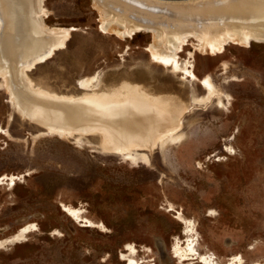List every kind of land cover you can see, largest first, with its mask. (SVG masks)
Returning a JSON list of instances; mask_svg holds the SVG:
<instances>
[{
    "label": "rangeland",
    "instance_id": "1",
    "mask_svg": "<svg viewBox=\"0 0 264 264\" xmlns=\"http://www.w3.org/2000/svg\"><path fill=\"white\" fill-rule=\"evenodd\" d=\"M114 1L171 15L229 3L220 11L217 7L186 15L177 23L197 29L215 28L226 21L241 28L264 25V7L255 6L264 0L182 5ZM44 6L48 15L44 23L68 30L71 37L65 48L31 71L22 72L28 64L17 63L23 86L34 98L27 100L37 118L63 124L69 115L64 107L82 104L64 97H81L127 82L151 96L175 97L185 105L172 123H181L179 132L184 133L178 142H167L166 148L136 134L145 144L132 147L126 160L103 146L104 136L111 137L106 127L129 129L130 119L121 105L92 107L103 111L106 119L88 118L69 128L70 136L62 137L21 112L0 78V179L4 182L0 241L11 239L27 225L36 229L25 242L0 248V264H126L122 255L128 244L136 247L144 264H200L174 254L175 247L188 239L186 224L176 219L177 211L195 223L198 250L215 257L218 264L233 257H242L245 264H264V44L246 47L230 40L222 54L210 49L204 54L195 50L197 39L190 38L180 64L185 69L195 65L193 79L152 59L146 51L147 46L158 45L152 34L122 39L103 32V10L95 0H46ZM143 14L137 11L133 18L148 22L151 18ZM0 25L1 43L4 25ZM5 63L4 72L11 78L10 63ZM89 77L95 81L85 88ZM206 80L213 83V94ZM10 84L14 85L12 79ZM142 122V117H131V130L138 132L137 124ZM225 145L234 147V153H226ZM12 179L14 186L9 185ZM171 207L174 212H169ZM67 208L83 209L82 217L99 228L83 227L85 223L71 217Z\"/></svg>",
    "mask_w": 264,
    "mask_h": 264
},
{
    "label": "bare ground",
    "instance_id": "2",
    "mask_svg": "<svg viewBox=\"0 0 264 264\" xmlns=\"http://www.w3.org/2000/svg\"><path fill=\"white\" fill-rule=\"evenodd\" d=\"M45 1L46 0H0V24L4 25V37L0 43V54L3 52L4 55L3 58L0 57V78L4 80V84L6 82L11 102L19 110H21V112L35 119H39V123H44L51 129L52 133L62 137L70 136L72 131H69V128H77L79 126L78 124L84 123V121L88 118H99V121H104L103 119H106L103 115V111L98 109L94 110L92 107H114L121 105L126 109L128 119H130V121H128L130 125L129 129H119L118 127H113L112 125L109 126V128L106 127V131L112 138L105 135L103 146L105 149L115 150L118 154L123 155L126 160L130 159V153L133 151L132 147L141 146L144 142L142 140L143 138L141 139L140 137H135L136 134L145 135L146 142H158L160 144L159 146L162 148H166L167 142H178L182 138V133L184 132H179L181 123H176L174 126L172 123L175 122V118L179 117L181 113L184 112L185 105L179 102L175 97L161 98L151 96L144 88L127 82L122 84L120 87L110 90L97 91L94 89L92 93H85L81 97H64L63 99L66 98L74 102H82V104L73 107L63 106L69 114L68 117L63 119V124H58L53 118H37L33 114V106L30 100L33 101L34 98L30 94V91L23 86L24 78L22 72L31 71L43 61L50 59L55 52L66 47L67 42L71 37L68 30L58 27H49L44 23L46 17L48 16L44 6ZM95 1L98 2L100 8L103 10V20L100 24V29L103 32L109 35L114 33L122 39H134V37L140 33L152 34L158 43V45L151 44L146 48V51L150 53L152 59L157 63L171 67L173 73L184 72L193 79L196 78L195 65L191 64L188 69H185L180 64L181 54L184 53L186 51V47L189 46L190 38L197 39L199 45L195 48V50L200 53H204L210 49L215 54H222L225 51V45L230 40H232L233 43H242L246 47H251L253 43L264 44L263 24L262 26L259 24L258 26L256 25L249 28H247V24H244L246 28H241L237 26L238 23L236 22L231 24L233 21H226L223 25H218L215 28L207 26V28L202 27L197 29V26L195 28H183L179 26L182 22L179 24L177 23L179 19L182 18V20H185V16L192 13L196 14L201 11L212 12L218 8L220 11L222 6L226 7L229 3H220L211 7L199 6L192 12L171 15L172 13L166 11L154 12L151 8L140 4H121L114 0ZM154 1H160L165 4L182 5L203 2L204 0L181 2L161 0ZM242 1L244 0H232L230 3ZM255 6L264 7V4L257 2ZM233 8H235V6ZM224 9L226 11V8ZM137 11L146 14V17L151 19L148 20V22L136 21L133 16L137 13ZM228 11L230 12V9ZM163 21L167 24H161ZM195 23L198 24V22ZM239 25L242 26L243 24ZM12 40H14V45L13 42H11ZM189 55L194 57L193 52H190ZM5 62H7L8 65L10 63L9 66L12 69L11 78L8 76L7 72H4V70L7 69V64ZM18 62L28 64L25 68L23 67L22 72L19 71ZM10 79L14 82L13 86L10 84ZM94 81L95 78H90V80L84 83L83 86L85 88H89L91 83ZM205 86L210 90L211 94L214 93V85L210 80L205 81ZM31 88L34 90L38 89L32 85ZM38 90L43 95H47L48 93L44 90ZM52 96L56 97L57 95ZM28 98L30 100H27ZM50 104L54 103L51 101ZM87 104H89V106H87ZM131 117L144 118L142 125L137 124L139 127L137 129L138 132L131 130ZM80 128L85 129L86 127ZM93 128L96 130L98 127ZM226 141H230V138ZM144 144L145 143H143L142 146ZM126 145H131V149L124 148ZM233 148L234 147L225 145L223 150L228 154H233ZM143 155L145 162H148V156H145V154ZM216 156L218 155H212V157ZM220 160L221 159L219 158L217 161ZM3 184V179H0V186ZM9 185H15L14 179L10 181ZM174 211L175 208L173 207L169 209V212ZM66 212L75 220H80L85 223L83 225L85 228H99V225L94 223L92 220H89L87 217H82L85 213L83 209L67 208ZM176 214V219L180 223L186 224L184 234L188 238L184 244L179 243L173 250L176 257L180 258L182 261H197V263L200 264H218L214 260L215 257H208L198 250L197 239H195L194 236L196 234L195 223L188 220L182 211H177ZM211 214H214V212ZM35 230L36 229L33 225L23 227L11 239L5 242L0 241V248H4L8 243L21 244L25 242L28 238L27 236ZM126 251L127 253L122 255V260L125 261L126 264L145 263L142 260H138L139 251L135 246L128 244ZM226 264H245V262L242 257H233Z\"/></svg>",
    "mask_w": 264,
    "mask_h": 264
},
{
    "label": "water",
    "instance_id": "3",
    "mask_svg": "<svg viewBox=\"0 0 264 264\" xmlns=\"http://www.w3.org/2000/svg\"><path fill=\"white\" fill-rule=\"evenodd\" d=\"M161 1H179V2H181V1H190V0H161Z\"/></svg>",
    "mask_w": 264,
    "mask_h": 264
},
{
    "label": "flooded vegetation",
    "instance_id": "4",
    "mask_svg": "<svg viewBox=\"0 0 264 264\" xmlns=\"http://www.w3.org/2000/svg\"><path fill=\"white\" fill-rule=\"evenodd\" d=\"M232 259V258H231Z\"/></svg>",
    "mask_w": 264,
    "mask_h": 264
}]
</instances>
